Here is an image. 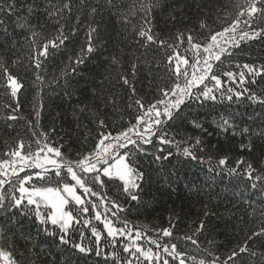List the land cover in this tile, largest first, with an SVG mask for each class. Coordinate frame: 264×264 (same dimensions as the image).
Segmentation results:
<instances>
[{
    "label": "trees",
    "instance_id": "1",
    "mask_svg": "<svg viewBox=\"0 0 264 264\" xmlns=\"http://www.w3.org/2000/svg\"><path fill=\"white\" fill-rule=\"evenodd\" d=\"M7 2L0 0V4ZM32 3L33 0H17L15 13L0 15V20L4 21L0 26V161L12 160L11 153L18 149L19 142L24 144L19 149L21 155L30 157L37 152L38 145L47 144L59 148L61 156L57 159L61 169L59 177L54 167L47 172L25 167L17 175L12 172L0 175V180L8 181L0 187V194L7 198L12 195L19 198V182L26 175L33 179L24 187L58 188L75 184L64 165L92 153L102 133L110 132L115 136L135 125L136 116L143 115L144 111L135 101L140 100L146 109L150 103L163 98L161 89L167 90L176 82L170 71L169 57L179 54L187 59L188 65L181 67L187 68L190 78L193 68L199 67L195 62L203 63L208 55L203 47L211 35L230 27L237 18L241 21L237 32L227 34L225 39L235 35L239 40L240 32L251 31L243 22L249 17L238 14L244 12L252 0H36L33 6L37 10L29 16L25 5ZM65 4H69L70 10ZM257 7L264 5L257 3ZM49 12L53 15L49 16ZM19 18L26 20L28 26L18 25ZM250 23L259 30L264 27V17L258 13ZM90 27L96 29L92 38L94 50L87 52ZM149 28L154 41L164 40L163 45L148 42L138 35L139 31ZM61 30L67 36L64 44L55 50L50 47L47 57L40 56L44 44L52 40L58 42ZM32 32L36 33L34 37ZM189 35L193 37L191 43L187 40ZM196 43L201 44L200 50L192 47ZM221 43L233 55H223L221 61H210L212 72L199 85L200 89L205 85L213 88L218 99L208 101L204 107L193 100L189 102L190 107L184 109L189 117H199L207 132L193 130L186 120L163 126L166 138L180 142L181 150L194 142L191 137H200L204 143L203 151L196 153L199 159L181 155L175 143L160 144L161 133L157 131L152 136L155 147H144L149 153L164 148L163 155L169 151L173 155L155 164L148 157L141 159L142 154H136L141 169H147L141 198L137 201L123 192L122 181L102 176L104 184L100 185L94 180V174H82L77 169L91 192L79 189L84 205L71 201L70 211L80 223L72 224L69 235L72 243L91 249L87 255L56 244L55 238L39 231L36 206L27 205L26 201V214L17 213L10 221L7 214L0 212V229L3 230L0 248L11 252L16 264H65L69 255L71 264H125L129 259L133 264H164L165 260L168 264H179L181 258L185 264H200V261L204 264H213V261L215 264H264V237L248 239L253 232L264 228V183L249 180L243 174L247 163H251L256 169L253 176L264 178V105L247 97L221 100L215 81L210 78L211 75L220 78L223 86L220 91L229 87L234 91L242 90L246 85L230 80L223 73H236L242 70L237 65L244 63L264 64V40L241 41L239 48H234L230 42L223 43V39ZM216 51L214 48L213 52ZM78 56L83 63H72ZM34 57L40 62L39 68L35 66ZM113 57L118 63L112 62ZM8 74L22 85L15 97L7 86ZM122 77H127L134 85L135 93L123 83ZM180 82L183 83V78ZM262 89L264 85L258 83L257 92ZM228 113L235 115L236 128L234 132L220 133L213 122ZM11 115L17 119L9 120ZM249 140L253 145L251 152L240 148ZM119 151L123 154L124 149ZM224 156L229 158L227 165H218ZM239 159H244L246 164L237 169L240 173L237 175L230 169L236 167ZM4 171L5 167L0 169ZM37 172L43 179L36 177ZM253 182L257 187H250ZM37 199L39 211L48 214L49 205ZM83 207L88 208L86 213L81 212ZM97 213L100 219L95 218ZM106 221H111L114 229H124V234L108 235ZM201 222L205 228L197 231ZM46 226L50 231H59L50 223ZM164 230L171 231L172 235L164 236ZM186 236L197 243L184 239ZM173 244L176 245L174 253ZM245 245L249 249L247 253L228 260L233 250L238 252ZM165 246L168 252L164 251ZM125 247H130L135 256L130 257ZM144 252H150L153 258H146ZM0 264L4 262L0 260Z\"/></svg>",
    "mask_w": 264,
    "mask_h": 264
},
{
    "label": "snow or ice",
    "instance_id": "2",
    "mask_svg": "<svg viewBox=\"0 0 264 264\" xmlns=\"http://www.w3.org/2000/svg\"><path fill=\"white\" fill-rule=\"evenodd\" d=\"M36 3V0H33L32 4H26L25 10L29 14V16L35 12L37 9L33 6ZM257 3L264 5V0H252V3L249 7L244 11L238 14V16L247 15L249 17L248 20L243 21L245 26L250 28L251 31H242L239 33L240 39L237 40L235 35L227 38V34L237 32L238 25L241 23L240 19L237 20L228 28H224L222 32H217L210 36L209 42L203 47V52L208 55L203 59V68L197 69V71H201L203 74L197 75V71L191 73V77L189 78V72L187 68L182 69V65H188V60L184 59L176 54L175 57H169V65L170 71H172L173 76L176 79V82L167 90L161 89L160 94L163 97L162 99H157L155 103H150L145 109V105L141 103L140 100H136L139 109L144 110L143 115L136 116V124L128 127L124 131L119 132L115 136L112 133H102L101 138L98 141L94 151L92 153L83 155L82 158L67 163L64 165L66 167L67 174L71 176V179L75 181V184H64L62 187L52 188H35V187H24V184L33 179V176L26 175L23 179L20 180V187L18 191L20 192L19 198L15 195H12L11 198H7L4 195L0 194V212H3L8 215L9 221L13 216L17 213L26 214L25 213V201L27 205H35L36 211L35 215L39 219V223L41 228L39 231L47 234L49 237L55 238L54 243L64 246H69L75 252L87 255L91 249L86 248L80 243H72L71 236L69 235V230L73 223H80L79 220L76 219L71 213V211H65L64 206L69 203L70 200L74 201L77 205H84V199L77 195L76 187L79 186L83 189L84 192L89 193L91 189L85 186V182L81 179V176L77 174V169L82 174H94V180L100 185L104 184V180L101 177H105L109 180L118 179L123 181L121 188L124 193L132 201H137L141 198V192L143 188V183L145 182L147 169L142 170L140 163L135 159L136 154L140 153L141 159L144 157H148L152 163L161 164L162 161H166L170 156L173 155L171 151L167 153V155H163L165 149L157 148L156 151L149 153L145 145H153L152 136L157 134L159 131L161 134L158 136V140L160 144L163 145H172L176 144V147L181 155L188 157L192 160H197L200 157L196 155L197 152L203 151V143L204 141L200 137H191L194 142L186 148L180 149V142H175L173 139L166 138L167 134L163 132V126L169 123H175L176 121H187L193 128V130H199L202 133H206L207 130L204 128L203 122L199 117H189L184 113L185 108L190 107V101H197L200 107H204V105L208 101H216L218 96L216 92L213 91V88H208L206 85L203 89L199 88V85L203 84L206 79L209 78V74L212 72L213 64L210 61H221V56L233 55L232 52L228 50V48L222 46L221 39H223V43H231L234 48L240 47L241 41L247 40H264V27H260L259 30L252 27L250 23L251 20H254L256 15L259 13L261 17H264V7L258 8ZM65 8L70 10L69 4L64 5ZM17 9V0H8L7 4H0V15H4L7 13H15ZM63 9H58V11H62ZM95 9H93V12ZM49 16H52L53 13L49 12ZM23 18H19L17 23L20 26L27 27L28 23L26 20L21 21ZM4 21L0 20V26H2ZM147 23V21H146ZM201 27H204L202 24ZM96 31L95 28H89L88 31V44H87V52H92L93 44L92 38L93 33ZM31 35L34 37L36 35L35 32H32ZM138 35L141 38H144L148 42H156L160 45L165 43L164 40H155L154 35L151 34V29L141 30L138 32ZM183 35V34H181ZM220 38V39H218ZM65 40H67V36L63 35L61 30V34L57 40L49 41L44 44L39 52V55L42 57H47L49 55V48L51 47L53 50L59 48L64 44ZM187 40L191 43L193 37L189 35ZM192 47L196 50L201 49V44L196 43L192 44ZM216 49V52H213V49ZM34 59H36L34 57ZM113 63H118V61L113 57ZM72 63L80 64L83 63L82 57H76ZM197 65L200 64V61L197 60L195 62ZM35 66L37 68L40 67V62L36 59ZM195 67V65H193ZM238 69H242L236 73L231 71L223 73V75L227 76L232 81H238L241 85H246L242 88V90L234 91L231 87L225 89L224 91H220L223 87L220 78L217 75H211V80L215 81L214 87L217 92H219V98L221 100L232 101L233 97H247L250 100H254L261 105H264V89L260 90L259 93L256 90L257 84L264 85V64L257 65L255 63L249 64L244 63L242 65H237ZM7 73V68L4 69ZM73 71L75 69L73 68ZM133 74H135V65H133ZM181 78H183V83H181ZM259 78V80L257 79ZM7 86L11 90V95L13 97L16 96L17 92L22 88V85L18 82L15 76L8 74L6 77ZM123 83L128 85L130 91L135 93V87L131 84L127 77H122ZM195 89V91H193ZM162 105L163 107H158ZM10 107V106H9ZM18 109H14L16 111ZM36 116L39 117V112L36 113ZM9 120H16L17 117L15 115H11L8 117ZM236 117L232 113H228L227 116H219L217 120L213 123L215 124V128L220 133H227L230 131L234 132L236 128L235 124ZM101 126H103L104 122L100 121ZM156 129V130H154ZM246 131V130H245ZM264 135V133H262ZM133 136L136 139H133ZM137 140L140 143H137ZM129 145H132V149H129ZM24 147L23 142H19L18 149L11 153L12 157L17 159L9 161L3 160L0 161V169L5 166L12 167V174L17 175L18 172L24 171L25 167L28 168H40L43 169L44 172L48 171L46 165H52L55 169V175L57 177L60 176L61 164L56 160L47 155V153H53L56 157L61 156V152L59 148H53L47 144L43 147L38 145L37 152L30 156H22L19 149ZM153 147H155L153 145ZM240 148L251 152L253 149V145L251 140L246 144H241ZM120 149H124L123 154L120 153ZM41 153H45L43 157H41ZM159 153V154H158ZM29 159H31V163H28ZM211 159V158H209ZM228 157L224 156L219 159L218 165L224 166L228 163ZM131 160V163L128 161ZM236 167L231 168L230 172L239 175L237 169L246 164L244 159H239L236 162ZM16 164H19V168L15 167ZM256 172V169L253 168L251 163H247V167L244 169L243 174L248 177L249 180L253 181H261L264 183V178L259 175L253 176V173ZM0 175L7 176L8 172H0ZM37 178L43 179V176L40 172L36 174ZM171 176V173H169ZM8 183L7 180H0V187L3 184ZM250 187H257L256 183L253 182ZM92 195H96V193H92ZM45 202L47 205H50L52 211L48 214H43L39 211V203L38 199ZM115 207L119 208L118 204L112 202ZM88 211L87 207H83L81 209L82 213H86ZM115 215V213H113ZM207 215V214H206ZM96 219H100V214H96ZM55 225L59 228L58 232L50 231L46 226L48 224ZM88 223V221H85ZM105 226L108 229V235L116 236L117 234L123 235L124 229H114L111 225V221H106ZM205 228L204 222H201L197 231H201ZM2 229H0V238H2ZM93 233L96 234L97 238H99V233L96 230L92 229ZM164 236H171L172 233L169 230L163 231ZM139 233H137V237ZM264 237V228H261L258 232H253L251 236L248 237L249 240L253 238ZM184 239L191 241L192 244H196L197 242L192 239L191 236H186ZM155 243V241H153ZM173 253L175 252L176 245H171ZM125 252L129 253V256H135V253L132 252L130 247H125ZM137 251L143 252L142 249L137 248ZM164 251L168 252L167 246L164 247ZM249 249L247 246H243L239 248V251L233 250L231 255L228 257V260H234L240 253H247ZM99 254V253H98ZM143 255L152 259V255L150 252H144ZM255 255V253H252ZM264 255V254H262ZM157 259L159 257H156ZM195 259V258H193ZM0 260L4 262V264H16V261L12 258V253L9 251L0 248ZM72 256L69 255L65 259V264H71ZM125 264H133L132 260L129 259L125 261ZM164 264H168L167 260L164 261ZM179 264H185L184 259H180ZM200 264H204L203 261H200ZM215 264V261H213Z\"/></svg>",
    "mask_w": 264,
    "mask_h": 264
},
{
    "label": "rangeland",
    "instance_id": "3",
    "mask_svg": "<svg viewBox=\"0 0 264 264\" xmlns=\"http://www.w3.org/2000/svg\"><path fill=\"white\" fill-rule=\"evenodd\" d=\"M198 65H199V67H197V68H193L192 72L197 71V69H202V68H203V63H200V64H198ZM201 74H203L201 71H197V75H201ZM44 155H45V153H41V157H43ZM47 155H48L49 157H51V158H53V159H56V160L58 161L57 157H56L53 153H47ZM12 158H13V157H12ZM13 159L15 160V159H17V158L14 157ZM13 159H12V160H13ZM12 160H10V161H12ZM58 162H59V161H58ZM28 163H31V159H29ZM15 167L18 169V168H19V164H18V166H17V164H16ZM46 167H47V168H53L52 165H46ZM42 170H43V169H42ZM5 171H7L8 173L12 172V167H11V166H5ZM122 182H123V181H122ZM25 184H27V183H25ZM36 186H37V185H36ZM26 187H28V186H26ZM35 188H38V187H35ZM79 189H80V187L77 186V187H76V193H77V195H80V196L83 198V195H82V193H81V191H80ZM71 201H72V200H70L69 203H68L67 205L64 206L65 211H70L69 206H70ZM44 203H45V202H44ZM49 207H50V205H49ZM50 208H51V207H50ZM50 211H52V209H50Z\"/></svg>",
    "mask_w": 264,
    "mask_h": 264
}]
</instances>
